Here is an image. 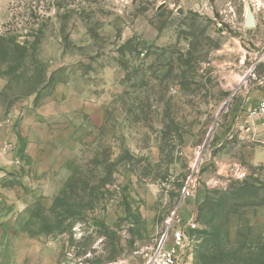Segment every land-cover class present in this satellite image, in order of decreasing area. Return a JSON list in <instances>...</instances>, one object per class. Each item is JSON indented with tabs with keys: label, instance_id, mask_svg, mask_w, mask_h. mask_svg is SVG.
I'll return each instance as SVG.
<instances>
[{
	"label": "rangeland",
	"instance_id": "obj_1",
	"mask_svg": "<svg viewBox=\"0 0 264 264\" xmlns=\"http://www.w3.org/2000/svg\"><path fill=\"white\" fill-rule=\"evenodd\" d=\"M55 3L0 0V264H146L186 225L177 264H264V0Z\"/></svg>",
	"mask_w": 264,
	"mask_h": 264
},
{
	"label": "built area",
	"instance_id": "obj_2",
	"mask_svg": "<svg viewBox=\"0 0 264 264\" xmlns=\"http://www.w3.org/2000/svg\"><path fill=\"white\" fill-rule=\"evenodd\" d=\"M259 64H264V51L251 62L249 71L253 74ZM249 117L264 125V91L257 105L249 111ZM183 193L185 197L189 196L186 188ZM193 228V225L178 227L172 231L167 228L146 264H177L186 248L189 231Z\"/></svg>",
	"mask_w": 264,
	"mask_h": 264
},
{
	"label": "water",
	"instance_id": "obj_3",
	"mask_svg": "<svg viewBox=\"0 0 264 264\" xmlns=\"http://www.w3.org/2000/svg\"><path fill=\"white\" fill-rule=\"evenodd\" d=\"M244 27L247 29H252L255 27L254 15L250 6L246 7Z\"/></svg>",
	"mask_w": 264,
	"mask_h": 264
},
{
	"label": "crops",
	"instance_id": "obj_4",
	"mask_svg": "<svg viewBox=\"0 0 264 264\" xmlns=\"http://www.w3.org/2000/svg\"><path fill=\"white\" fill-rule=\"evenodd\" d=\"M261 97H262L261 94H260V95H259V94H258V95H253V97H251V98L253 99V100H251L252 103H255V104H254V107L257 105V103H258V101L261 99ZM254 107H253V108H254Z\"/></svg>",
	"mask_w": 264,
	"mask_h": 264
},
{
	"label": "trees",
	"instance_id": "obj_5",
	"mask_svg": "<svg viewBox=\"0 0 264 264\" xmlns=\"http://www.w3.org/2000/svg\"><path fill=\"white\" fill-rule=\"evenodd\" d=\"M54 1H56L55 4H56V6L59 7V8H60L62 5H64V3H63L64 0H54Z\"/></svg>",
	"mask_w": 264,
	"mask_h": 264
}]
</instances>
